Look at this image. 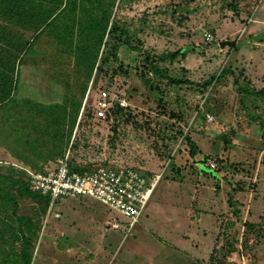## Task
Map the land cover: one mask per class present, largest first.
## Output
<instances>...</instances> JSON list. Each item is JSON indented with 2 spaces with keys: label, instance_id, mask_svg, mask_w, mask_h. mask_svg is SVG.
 I'll return each instance as SVG.
<instances>
[{
  "label": "rangeland",
  "instance_id": "374dc122",
  "mask_svg": "<svg viewBox=\"0 0 264 264\" xmlns=\"http://www.w3.org/2000/svg\"><path fill=\"white\" fill-rule=\"evenodd\" d=\"M116 20L136 48L119 44L118 60L97 74L74 148L50 144L71 153L76 168L128 166L149 183L158 177L155 190L130 228L91 197H63L50 212L36 198H19L18 214L36 226L32 264H264V96H243L234 84L240 75L241 86L264 87V0H124ZM177 50L184 58L158 61L162 76L144 69L145 52ZM102 91L124 109L118 119L93 117ZM25 139L0 128L1 172V147L13 145L16 167L42 169L34 158L46 148ZM111 220L119 228H109Z\"/></svg>",
  "mask_w": 264,
  "mask_h": 264
},
{
  "label": "trees",
  "instance_id": "16d2710c",
  "mask_svg": "<svg viewBox=\"0 0 264 264\" xmlns=\"http://www.w3.org/2000/svg\"><path fill=\"white\" fill-rule=\"evenodd\" d=\"M123 1L0 0V128L7 136L25 137L28 146L46 148L37 153L47 151L50 156L64 158L65 154H59L51 144L57 149L65 140L66 152L85 115L99 71L118 60L119 44L136 48L116 20ZM184 56L180 50L159 57L145 52L144 69L162 76L158 61H179ZM242 78L234 76L241 95L264 96V87L245 88ZM123 113L122 107L113 104L101 122L118 119ZM258 122L264 144V120ZM186 140L194 155L195 144L189 137ZM70 145L74 148V142ZM71 159V169H91L89 164L76 168ZM4 164L6 171H0V264H32L36 226L32 218L18 214L19 198H36L49 208L50 197L31 189L23 168Z\"/></svg>",
  "mask_w": 264,
  "mask_h": 264
},
{
  "label": "built area",
  "instance_id": "2783aa9c",
  "mask_svg": "<svg viewBox=\"0 0 264 264\" xmlns=\"http://www.w3.org/2000/svg\"><path fill=\"white\" fill-rule=\"evenodd\" d=\"M205 40L212 43L216 38L213 34L207 33ZM99 97L93 108V117L101 121L107 118L108 111L114 104V97L107 91H102ZM119 104L125 103L120 101ZM206 118L209 121L213 120L209 114H206ZM70 156L71 153H67L64 158L58 159L56 167L43 171L21 167L28 174L31 189L50 197L49 212L56 201L63 197H91L101 204L118 210L128 218V228L135 225L151 197L158 177L149 183L132 167L116 165L79 171L69 167ZM209 166L212 169L216 168L214 162H210ZM107 226L117 229L119 223L111 220Z\"/></svg>",
  "mask_w": 264,
  "mask_h": 264
},
{
  "label": "crops",
  "instance_id": "0c3cea01",
  "mask_svg": "<svg viewBox=\"0 0 264 264\" xmlns=\"http://www.w3.org/2000/svg\"><path fill=\"white\" fill-rule=\"evenodd\" d=\"M259 22L264 23V20H259ZM13 146H16V145H13ZM13 146H12V148H9V149L6 146H4L3 148L1 147V150H3L2 156L4 158H6L5 159L6 162L7 163H11V164L14 165V164H16L17 162H19L21 160H20V157H19V155H20L19 147L16 146L17 149H18V152H15V149L13 148ZM0 153H1V151H0ZM36 155H37L36 158H34L32 156L31 157L34 158L35 161H38V162L41 161L43 163V165H42V169L41 170H33V171H43V170L51 169V168H49V166H51V164L54 163L56 160L58 161V159L60 158L59 156H50L47 151H46V153H43V152L39 153L38 152V154L36 153ZM31 157H29V158H31ZM154 190L155 189H153L152 194H153ZM152 194H151V196H152ZM150 199H151V197H150ZM150 199H149V201H150ZM156 203H158V200H156L154 203L151 202L150 204L152 206V205H154Z\"/></svg>",
  "mask_w": 264,
  "mask_h": 264
},
{
  "label": "water",
  "instance_id": "95a60500",
  "mask_svg": "<svg viewBox=\"0 0 264 264\" xmlns=\"http://www.w3.org/2000/svg\"><path fill=\"white\" fill-rule=\"evenodd\" d=\"M228 43H231V42L229 41ZM222 46H225V43L224 42H222Z\"/></svg>",
  "mask_w": 264,
  "mask_h": 264
}]
</instances>
